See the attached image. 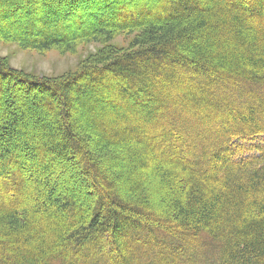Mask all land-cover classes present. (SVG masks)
<instances>
[{"label": "trees", "instance_id": "16d2710c", "mask_svg": "<svg viewBox=\"0 0 264 264\" xmlns=\"http://www.w3.org/2000/svg\"><path fill=\"white\" fill-rule=\"evenodd\" d=\"M0 2L24 49L134 36L61 78L0 57V264H264V0ZM57 157L91 193L56 194Z\"/></svg>", "mask_w": 264, "mask_h": 264}, {"label": "rangeland", "instance_id": "374dc122", "mask_svg": "<svg viewBox=\"0 0 264 264\" xmlns=\"http://www.w3.org/2000/svg\"><path fill=\"white\" fill-rule=\"evenodd\" d=\"M98 6H99V2H97V6L91 7L92 11L100 12L102 8H100L99 10ZM9 7H13L10 9H14L15 5L6 6L0 2V9L9 8ZM16 14L17 12L15 11L14 16H16ZM39 16L40 15H36L35 18L32 17L35 21V24L39 20L40 18ZM0 23H4V22H0ZM5 28L2 29L0 26V33H4ZM133 37L134 36L123 35V36L117 37L111 42H107L105 40H101L100 42L99 41H96V42L81 41V42H78L76 46L72 47L70 51H67V52H64L63 50L59 48H52L49 51L39 52L36 50H31V49H24L19 44L0 42V57L4 58L11 67H13L14 69L20 72H23L27 76L38 77V78L40 77L61 78L67 74L80 71L83 65L89 62L91 59L95 60L96 58L100 56V54L105 55V53L107 54L108 52L113 53L116 51L122 52L123 50H129L131 48V42H132ZM184 76L185 77L189 76V74L188 75L184 74ZM109 81L112 84L115 83L114 81L110 79ZM94 92L95 91L91 89L86 91V93H89V94H93ZM89 94H84V97H88ZM93 101L94 100L91 99L90 103L92 104ZM89 105H87L86 107L88 111L94 110L96 112V115L100 114L99 109H94L92 108V105L91 107H89ZM115 107L114 108L110 107L107 110L106 114L114 113ZM135 107H137L136 109L139 110L138 105H135ZM120 108L123 110V111L122 110L119 111L121 113L124 112V110H126L123 107H120ZM47 112H48L49 117H51L52 114L50 113V111L47 110ZM125 132H127V130H125ZM129 135H131V133H129ZM54 160L57 161L56 166L52 167L50 173L52 175V178H56L58 180L57 182L58 193L56 194H59L62 192L66 194H72L77 198V200H79V198L81 199L85 194L92 192V189H91L92 187L85 188V186L81 183V181L80 182L77 181V178L76 180L75 179H71V181L68 180L69 175L72 174L76 170V163L74 159L72 158L70 159V157L68 158L57 157ZM23 162L24 163H21L20 166L25 167L26 174L24 175V177H25V180L29 182L32 179L33 171H36L38 167L36 164H30V163H27V161H23ZM118 167H120V169L117 170L116 173L125 172L126 169H124L125 167L123 166V164ZM12 169L13 170L10 172H15L17 170V167H12ZM149 182L150 183L147 185L148 191H150L151 189L155 192L156 190L155 186L157 184V181H156V176L154 174L150 176ZM10 183H13L14 187L16 186L13 180H10ZM93 197L96 198V194ZM162 199L166 200V198H162ZM161 202L162 200L158 198V195L152 199V204L159 211L165 210L167 208V202L164 201L162 202L161 205H159V203ZM193 250H194V255H195L194 259L197 258L196 260L198 261V264H203L204 263L203 258L204 257L208 258L210 254H213L212 250L209 248V245H205V244L200 245V246L196 245L193 247ZM108 258H109V255L106 253L105 256H103L102 260H105V259L108 260Z\"/></svg>", "mask_w": 264, "mask_h": 264}, {"label": "bare ground", "instance_id": "6f19581e", "mask_svg": "<svg viewBox=\"0 0 264 264\" xmlns=\"http://www.w3.org/2000/svg\"><path fill=\"white\" fill-rule=\"evenodd\" d=\"M123 145V144H122ZM138 152H139V150H138ZM118 154V153H117ZM157 168V167H156ZM157 170V169H156ZM152 172V171H151ZM155 181V180H154ZM152 183V182H151ZM148 190V189H147ZM161 197V196H160Z\"/></svg>", "mask_w": 264, "mask_h": 264}]
</instances>
